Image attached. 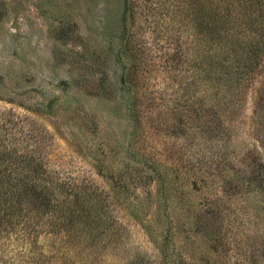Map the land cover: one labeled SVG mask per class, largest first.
Returning <instances> with one entry per match:
<instances>
[{
	"label": "rangeland",
	"instance_id": "374dc122",
	"mask_svg": "<svg viewBox=\"0 0 264 264\" xmlns=\"http://www.w3.org/2000/svg\"><path fill=\"white\" fill-rule=\"evenodd\" d=\"M183 1L138 0L134 72L124 0H0V108L43 123L51 165L97 202L4 232L0 264H264V71L220 99L172 93Z\"/></svg>",
	"mask_w": 264,
	"mask_h": 264
},
{
	"label": "trees",
	"instance_id": "16d2710c",
	"mask_svg": "<svg viewBox=\"0 0 264 264\" xmlns=\"http://www.w3.org/2000/svg\"><path fill=\"white\" fill-rule=\"evenodd\" d=\"M137 2L124 0L122 12V31L128 29V16L134 26L125 46L136 59L134 72L148 62L151 49L137 38ZM263 71L264 0H184L170 7L172 93L182 92L186 101L200 95L220 99L228 88ZM52 143L50 131L38 119L0 108V235L21 231L37 237L46 224L73 215L76 204L97 205L88 197L90 189L73 187L71 176L51 165Z\"/></svg>",
	"mask_w": 264,
	"mask_h": 264
}]
</instances>
